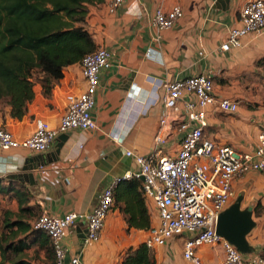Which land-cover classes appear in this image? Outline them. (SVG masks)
Instances as JSON below:
<instances>
[{
    "label": "crops",
    "instance_id": "0c3cea01",
    "mask_svg": "<svg viewBox=\"0 0 264 264\" xmlns=\"http://www.w3.org/2000/svg\"><path fill=\"white\" fill-rule=\"evenodd\" d=\"M246 0H127L114 14L106 5L90 9L89 32L97 48L112 53V67L101 73L97 105L93 112L96 130L59 134L45 152L33 153L18 148L0 151V179L24 184L43 212L51 216L91 212L104 190L136 169L126 152L149 155L159 128L162 106L144 112L154 93V81L185 79L199 74L212 77L218 98L238 102L233 115L210 111L204 136L212 142L233 147L237 152L253 151L257 135L264 130V85L256 82L262 71L255 67L264 56V32L248 35L239 48L220 51L230 27L238 25V12ZM180 6L183 17L170 29L152 25L157 8ZM203 52V55L199 53ZM262 97L254 95L258 91ZM85 90L80 64L69 66L50 98L42 87H35V99L23 120L9 116L0 127L19 140L33 135L36 119L58 127L67 107V97ZM159 93L162 91L159 90ZM141 114L127 133L131 119ZM163 154L178 149L181 135L168 128ZM127 135L124 141L121 137ZM46 168L50 173L43 174ZM234 200L241 199V210L252 208L254 227L246 236L251 248L246 258L264 256V173L248 172L233 181ZM146 201V200H145ZM152 229L158 220L149 201ZM123 213L116 207L109 215L99 242L85 244L87 226L79 223L68 230L64 245L68 257H81L82 264H121L124 251L145 243L150 231L132 230L138 242L131 241ZM187 235L176 237L164 247L151 250L156 264H190L183 258ZM215 252L211 258L210 252ZM204 264H218L224 258L221 247L197 249Z\"/></svg>",
    "mask_w": 264,
    "mask_h": 264
},
{
    "label": "built area",
    "instance_id": "2783aa9c",
    "mask_svg": "<svg viewBox=\"0 0 264 264\" xmlns=\"http://www.w3.org/2000/svg\"><path fill=\"white\" fill-rule=\"evenodd\" d=\"M126 1L106 0L105 5L108 12L114 14ZM182 17L183 12L178 5L169 10L157 8L152 25L158 30H167ZM263 32L264 0H246L238 12V25L228 29L220 51L227 53L239 48L244 37L258 36ZM199 54L203 55V52ZM80 66L85 90L68 95L67 107L58 127L51 126L41 118L36 119L33 135L24 140L17 139L12 132L0 127V151L23 148L42 153L54 145L59 134L98 128L93 112L97 105L101 73L112 67V53L105 48H97L83 58ZM156 105L162 106V114L150 154L143 156L126 152L135 162L133 172L107 187L91 212L67 213L64 216H51L43 212L33 224L35 230L43 231L51 238L55 264H82L81 257H68L64 245L68 230L84 223L87 226L85 244L99 242L107 219L116 208V186L124 180L142 181L141 178H144L143 196L150 202L158 220L145 241L150 250L164 247L174 238L187 235L183 258L190 264H204L196 252L202 246L222 248L224 258L218 264H264V256L246 258L245 254L216 233L219 215L233 204V181L248 172L264 173V130L258 132L255 148L247 153L206 139L204 129L210 111L233 115L239 109L238 102L216 96L212 77L208 74L154 81V93L144 112ZM140 116L137 113L134 115L127 133L133 130ZM172 127L177 128L181 135L178 149L171 155H165L163 132ZM126 136L121 137V141ZM40 171L50 173L46 168Z\"/></svg>",
    "mask_w": 264,
    "mask_h": 264
},
{
    "label": "trees",
    "instance_id": "16d2710c",
    "mask_svg": "<svg viewBox=\"0 0 264 264\" xmlns=\"http://www.w3.org/2000/svg\"><path fill=\"white\" fill-rule=\"evenodd\" d=\"M106 0H0V103L8 107V116L23 120L35 99V86L50 98L69 66L81 64L97 45L86 29L90 9ZM255 67L264 72V56ZM37 75V76H36ZM4 128V127H1ZM143 182L121 181L115 188L116 207L123 213L128 231H150V212L143 196ZM0 196H14L22 212L39 211L32 203L33 193L24 184L0 179ZM1 207V200H0ZM5 230L0 242V264H32L23 258L34 247L54 261L51 238L35 230L24 219H12L6 213ZM10 234V235H9ZM121 264H156L145 243L128 248Z\"/></svg>",
    "mask_w": 264,
    "mask_h": 264
},
{
    "label": "rangeland",
    "instance_id": "374dc122",
    "mask_svg": "<svg viewBox=\"0 0 264 264\" xmlns=\"http://www.w3.org/2000/svg\"><path fill=\"white\" fill-rule=\"evenodd\" d=\"M84 26L89 31V29H88V27H89L88 21H86ZM255 80L259 84L264 85V72L259 73ZM257 90L258 91H256V90L253 91L254 95L259 97V98L262 97L261 93H260V89H257ZM8 109H9L8 107H6L5 105H2V103H0V121L2 120L3 123L6 120V118L8 117ZM0 200H1V207H0V242H1V237L3 236V234L7 233V235H8V233H9V231H7V230H5V232H4L6 213H11L13 220L17 219L16 217H19V219H24L25 221H27L29 223L34 222L36 219H38V216L41 214L37 210H35L34 212H30V213L29 212H22L21 208L19 206L18 200L14 196H10V197L0 196ZM33 202H35L34 201V197H33L32 203ZM127 232L130 233L129 236L131 238V241H133L134 243L138 242L137 235L134 234V233H131L132 230L131 231H127ZM124 253H125V251L123 252L121 257L124 256ZM215 255H216L215 252H213V251L210 252L211 258H215ZM23 258L26 259V260L31 261L32 264H54V261L50 260L48 258V256L44 252L39 251V249L37 247H34L32 250L26 252L24 254ZM0 259H1V257H0Z\"/></svg>",
    "mask_w": 264,
    "mask_h": 264
},
{
    "label": "water",
    "instance_id": "95a60500",
    "mask_svg": "<svg viewBox=\"0 0 264 264\" xmlns=\"http://www.w3.org/2000/svg\"><path fill=\"white\" fill-rule=\"evenodd\" d=\"M144 181V178H141ZM241 199L222 212L216 223V233L224 240L233 245L240 253L248 254L251 248L246 242V236L254 227L252 220V208L241 210Z\"/></svg>",
    "mask_w": 264,
    "mask_h": 264
}]
</instances>
